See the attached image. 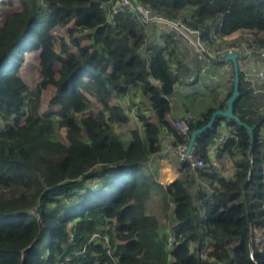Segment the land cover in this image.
Returning a JSON list of instances; mask_svg holds the SVG:
<instances>
[{"label": "trees", "instance_id": "obj_1", "mask_svg": "<svg viewBox=\"0 0 264 264\" xmlns=\"http://www.w3.org/2000/svg\"><path fill=\"white\" fill-rule=\"evenodd\" d=\"M107 1L0 0V117L7 120L0 130V264H58L75 250L83 252L66 264H264V113L244 112L247 102L262 100L243 80L255 63L246 69L239 64L242 94L234 104L243 121L256 125L252 138L234 120L217 117L193 145L204 161L197 175L181 161L178 177L162 185L153 159L163 150L160 137L167 132L172 143L187 142L191 130L224 108L232 84L225 99L197 118L184 117L189 132L183 137L166 115L176 94L173 82L194 73L181 71L182 53L189 48L173 30L144 27L128 11L109 20L101 7ZM131 1L200 30L210 55L225 41L226 51L264 46V0ZM73 14L77 28L91 32V43L82 46L72 37L76 51L63 57L67 42L61 38L55 50L52 29ZM37 49L40 81L31 90L19 68L24 53ZM49 85L55 87L50 104L60 107L41 113L40 93ZM85 92L101 104L99 110L89 109ZM112 98L136 106L127 141L113 125L127 123L129 116ZM221 122L235 136L221 147L233 160L231 175L210 163ZM89 180L96 183L88 186ZM105 188L111 191L107 198L101 194ZM156 196L162 224L148 208ZM105 221L111 255L89 242ZM169 234L175 245L168 244Z\"/></svg>", "mask_w": 264, "mask_h": 264}, {"label": "built area", "instance_id": "obj_2", "mask_svg": "<svg viewBox=\"0 0 264 264\" xmlns=\"http://www.w3.org/2000/svg\"><path fill=\"white\" fill-rule=\"evenodd\" d=\"M102 8H105L108 19L111 20L113 16L120 12L128 11L136 16V18L139 20V22L145 27L150 25H162L164 28L173 30L175 32L174 38L180 39L182 43L188 47L191 52L200 60L205 62L207 65L210 61L211 55L208 54V44L207 42L201 38V31L198 29H195L183 22H181L179 19L177 20H169L163 17L162 15L158 14L153 8L147 5H143L137 2H133L131 0H108L105 3L101 4ZM210 36H212V32L208 33ZM257 35H261V33H257ZM237 49H242V58L243 61H240L242 64H240L241 69H246L248 67H252V63H260L262 64L261 68H256L255 64L253 65L254 68L250 71H245L243 73V80L247 83H249V86L252 87V91L254 95H261L262 101L258 106H255L253 110L259 114L264 113V46L262 45H255L246 48L245 46H234L230 47L227 51L226 50H220L218 52H215L213 54V58H219L221 62H223V67H227L225 65L227 61L223 60V56L225 53L228 52H234ZM144 53V49H142ZM241 58V59H242ZM240 59V60H241ZM206 66H203L202 69H205ZM226 69V68H224ZM222 69V70H224ZM171 71L174 73V67L171 68ZM226 74H224L225 76ZM222 77V74H211L210 78L212 80H216L218 78ZM197 81V74L192 73L188 75H179L177 79L172 84V91L174 93H178L181 95H190L192 94L194 90V85ZM157 83V81H155ZM220 96L222 95L221 92H219ZM134 106L133 108H135ZM135 110V109H134ZM136 112H133V115ZM132 114V113H131ZM132 117V115H131ZM135 121L137 119L133 116ZM7 120L0 117V130L4 128L5 123ZM172 126L177 129V131L183 136L186 137L189 129L187 122L184 118H177L172 121H170ZM222 133L219 134L217 137L215 143L210 148V151L212 154H214L215 157L210 156V163L211 167L218 168L221 164L225 163L226 161L229 162V157L226 156V153L221 148L222 144L225 142L226 138L232 137L234 138V133L230 132L226 129L225 125L222 123ZM262 136H264V124L260 128ZM170 140V141H169ZM160 142L163 145L162 153L165 156L175 158L178 162L181 161H187L188 163V169L190 171L195 172V175H197L198 168L204 166V161L198 157L193 152V148L189 153H186L187 148V142H177L172 143L171 142V134L170 133H164L160 137ZM249 161L252 163V157H249ZM225 173H227L228 169L227 167H223ZM223 172V173H224ZM96 183V181H94ZM92 182V184H95ZM109 230H110V223L109 221L103 222L98 231L92 234V236L89 238V242L102 244V246L106 249L107 254L111 255V249L109 247ZM177 243L175 237L173 234H169L168 236V244L175 245ZM190 246V245H189ZM83 250H75L72 254H68L64 256L63 260H61L58 264H66L69 263V261L76 255L81 254ZM202 257H205V254H202ZM106 264V263H104Z\"/></svg>", "mask_w": 264, "mask_h": 264}, {"label": "rangeland", "instance_id": "obj_3", "mask_svg": "<svg viewBox=\"0 0 264 264\" xmlns=\"http://www.w3.org/2000/svg\"><path fill=\"white\" fill-rule=\"evenodd\" d=\"M15 7L16 6H14L13 8H15ZM7 11H8V9L6 8L4 10V13ZM76 18H77L76 15L73 14V16H71L68 23L57 25L52 29L53 39L51 40V42H52L55 50H57V51L60 50L61 38H63L65 43L67 42V52L62 53L63 57H68L67 53H69V52L71 53V52L76 51L75 46L70 42V38H72V37L76 38L77 41H79V43L82 46H90V43H91L90 34H91V32L81 31V29L77 28V26L75 25ZM233 40L235 41L236 39H233ZM228 45H230V43L228 41H225V43L221 44V50H225L226 46H228ZM37 51H39V50L38 49L34 50L32 52V54L24 53V60H23L22 64L20 65V68H19L20 75L23 77V79L26 81V83H28L31 90H36L38 87V83L40 81L37 59H36V56L34 55V54H36ZM212 56H213V54H211V58H213ZM243 60L244 59L242 58L239 61H243ZM189 62H188L189 67L191 68L190 70H192V71H194L196 69L197 64H200V63H197L196 60L194 58H192V56H190ZM195 63H197V64H195ZM239 64H242V63L240 62ZM59 66H60L59 62H56L53 66V70H54V73L56 76L58 75L57 71H58ZM224 68H226V69H224ZM184 69L185 68H183L181 70L183 73H184ZM222 69H224V70H222ZM217 71H219L218 73H220V74H226L224 78H227L229 80V82H231V84H232L233 73H232V66L230 64H227V67L226 66L225 67H219V69ZM194 73H196V72H194ZM222 85H223V83H222ZM222 85H219V83H217L214 86L212 85L211 88L213 87L214 89L219 90V87H222ZM225 86L228 88V85L224 84L223 87H225ZM223 89H225V88H223ZM223 89H222V94L224 91ZM54 93H55V87L52 85H49L46 88L41 90L40 106H39L40 107L39 111L41 113L58 111V108L60 107V105L50 104V100H51L52 96L54 95ZM85 94L89 98V109L93 110V111L99 110L101 108V104H99L91 94L86 93V92H85ZM219 96H220V94H218V97ZM127 98L129 100V99L134 98V96L133 95L128 96ZM225 98L226 97H224V99ZM118 100L119 101H117L115 98H112L110 100V103L121 105L126 110V113L129 116L132 115V117H133L134 108H132V104H130V101L126 100L125 98H121V99L118 98ZM87 111L85 113H87ZM135 125H136V122L132 120L127 124H123V125L114 124L113 126L117 130V132L120 135V137L122 138V140L127 141L129 136H130L129 131H130V129L134 128ZM59 135L64 141L66 140L64 129H61L59 131ZM169 164H170V162H169ZM175 166H179L178 161H177V164ZM158 178H160L159 175H157V179ZM85 184H87L88 186L93 185L90 182V180H89V182H87ZM110 192L111 191L109 189L105 188L101 191V194L106 196V198H107V196L110 195ZM158 200H159L158 196L153 197L151 199V201L148 203V208H149L150 212L153 213L155 215V217L160 221V224H162L164 221V217L160 211L161 206L158 204ZM253 230H255V229L251 228L252 237L255 236L257 238L258 237V231H253ZM260 243H261L260 245H263L264 240H261Z\"/></svg>", "mask_w": 264, "mask_h": 264}, {"label": "crops", "instance_id": "obj_4", "mask_svg": "<svg viewBox=\"0 0 264 264\" xmlns=\"http://www.w3.org/2000/svg\"><path fill=\"white\" fill-rule=\"evenodd\" d=\"M242 31H244V30H242ZM33 51H27L25 53L32 54ZM38 54H39V51H37L36 54H34L36 56L37 60H38ZM190 56H192V58L195 59L194 54L191 52L190 49L185 50L182 53L181 58H182V63H183L184 68H185L184 73L183 72L182 73L186 74L189 72H196L197 81L194 85L195 91L188 96H184V95L176 93L171 97L170 111L166 115V118L169 121H172V120L177 119V118H184L186 116L197 118L201 111L202 112L205 111V109L207 107L214 106L215 103L224 99V91L222 94L223 88H225V89H223L225 91L228 90L226 86L223 87L224 84L229 86V80L227 78H224L225 77L224 74H222V77H220L216 80H212L210 78L211 74H217L219 72V71H217L219 69V67H223V66L213 65L210 62L206 65L205 62L195 59L196 62L200 63V64L195 63V64H197L196 69L194 71H192V70H190L191 68L189 67ZM227 62H229V61H227ZM227 64L231 65V62L227 63ZM227 64H225V65H227ZM203 66H206V68L202 69ZM255 67L259 69L262 67V64L257 63V64H255ZM217 83H219V85H222V83H223L222 87H219V90H216L213 87H212L213 88L212 89L211 86L212 85L214 86ZM217 92L218 93L221 92L222 95L218 97ZM250 101H251V99H250ZM261 101H262L261 98L258 96L255 99L253 98L250 103L245 102L246 104L244 106V112L254 111L253 108L255 106H257L258 104H260ZM132 120L135 121L131 116H129V120L127 123H129ZM127 123H125V124H127ZM222 123L224 125V122H221V125H222ZM221 128H222V126H221ZM221 133H222V131H221ZM209 152H210L209 155L211 157H215L211 151H209ZM153 159L155 160L154 165L157 167L158 175L160 177L157 179V181L159 183H161L162 185H167L174 178L178 177V166H175L177 164V160L175 158H171V157L165 156V155L160 153V154L156 155V157ZM169 162H170V164H169ZM232 166H233V160L231 158H229V162L226 161L225 163L220 165L222 170H224L223 167L229 168L227 173H225L223 171L227 175L232 174V171H233Z\"/></svg>", "mask_w": 264, "mask_h": 264}, {"label": "water", "instance_id": "obj_5", "mask_svg": "<svg viewBox=\"0 0 264 264\" xmlns=\"http://www.w3.org/2000/svg\"><path fill=\"white\" fill-rule=\"evenodd\" d=\"M242 58V49H237L234 52L225 53L223 56L224 61L231 62L232 71H233V80H232V91L231 94L225 100L224 108H219L213 111L207 123L203 126L193 129L189 132V138L186 148V153H189L193 148L195 140L198 135L205 132L207 129L211 128L214 122L216 121L217 117H226L227 119L234 120L237 124L244 126L251 138L253 136V130L255 128V124H248L247 122L243 121L240 116L235 112L234 104L241 96L240 91V73H239V60Z\"/></svg>", "mask_w": 264, "mask_h": 264}]
</instances>
